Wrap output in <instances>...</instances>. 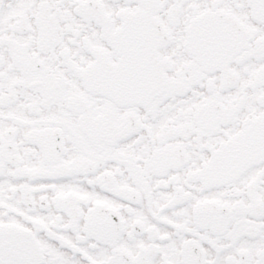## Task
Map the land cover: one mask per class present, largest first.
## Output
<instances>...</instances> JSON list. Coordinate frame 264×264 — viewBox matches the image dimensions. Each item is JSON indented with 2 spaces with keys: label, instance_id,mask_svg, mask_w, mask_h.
Returning <instances> with one entry per match:
<instances>
[{
  "label": "snow or ice",
  "instance_id": "snow-or-ice-1",
  "mask_svg": "<svg viewBox=\"0 0 264 264\" xmlns=\"http://www.w3.org/2000/svg\"><path fill=\"white\" fill-rule=\"evenodd\" d=\"M0 264H264V0H0Z\"/></svg>",
  "mask_w": 264,
  "mask_h": 264
}]
</instances>
